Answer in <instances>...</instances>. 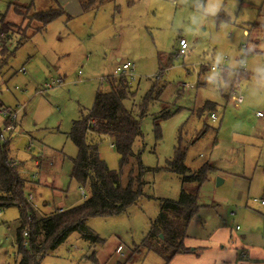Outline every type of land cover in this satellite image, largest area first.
<instances>
[{
	"label": "rangeland",
	"instance_id": "374dc122",
	"mask_svg": "<svg viewBox=\"0 0 264 264\" xmlns=\"http://www.w3.org/2000/svg\"><path fill=\"white\" fill-rule=\"evenodd\" d=\"M49 2L0 0V16L16 22L14 4L40 12L50 9ZM59 4L66 15L45 31L30 29L22 41L20 31L26 27L20 25L0 41V60L2 45L9 53L0 71V100L19 112L8 158L19 165L23 178L36 183L28 187L30 203L44 217L83 202L72 179L78 156L70 138L73 123L88 115L97 93L109 90L108 78L126 63L135 69L128 73L132 95L125 108L139 117L147 104L144 137L134 152L148 171L144 196L136 205L119 216L87 221L103 244L93 247L75 233L42 264L123 262L150 232L161 202L181 198L183 176L168 170L178 150L185 152L193 173L206 164L213 169L200 187L201 209L187 230L185 246L196 252L176 256L171 264L264 263L251 255L253 247L264 248V118L257 117L264 115V0H115L87 14L78 0ZM181 38L189 50L179 57ZM247 48L259 52L248 55ZM243 72L251 78H243ZM235 81L245 98L240 108L228 98ZM154 86L162 92L149 101ZM208 102L215 109L202 112ZM166 115L170 118L162 119ZM6 124L0 116V129ZM89 140L119 173L113 139ZM136 165L135 158L124 170V184ZM0 213V264H18L20 211L12 207ZM95 253L98 263L91 259ZM142 257L132 264H165L154 253Z\"/></svg>",
	"mask_w": 264,
	"mask_h": 264
},
{
	"label": "trees",
	"instance_id": "16d2710c",
	"mask_svg": "<svg viewBox=\"0 0 264 264\" xmlns=\"http://www.w3.org/2000/svg\"><path fill=\"white\" fill-rule=\"evenodd\" d=\"M56 5L46 11L33 12L32 6L15 5L13 12L16 20L8 19L7 15L0 16V41L3 36L17 31L16 27L24 25L20 34L27 39L30 29L33 32H43L54 21L66 15L59 4V0H50ZM83 14L97 12L106 3L115 0H78ZM18 22V23H17ZM21 23V24H19ZM2 44V43H1ZM246 54L254 53L248 48ZM7 49L2 45L0 71L6 65ZM242 74V73H241ZM244 74V72H243ZM109 90L99 91L93 108L87 116L73 123L70 138L78 149V156L74 159L72 179L79 188L86 189L89 198L81 204L47 216H38L27 195L29 180L23 178L19 165H15L8 158L9 140L1 141L0 129V210L17 207L20 211V226L17 231L16 247L20 260L18 264H42L43 259L60 248L73 234L77 233L81 239L89 242L93 247L103 244L100 236L87 226L91 218H111L125 213L136 205L144 196L147 183L144 175L148 171L142 163L141 154L136 155L134 145L138 139H143L142 118L149 101H156L162 89L156 92V86L150 92L144 110L140 116L125 108V101L132 95L131 83L128 77L112 76L108 78ZM237 81L233 84L235 87ZM228 98H231L229 95ZM216 104L206 103L201 110L213 111ZM170 115L162 117L168 119ZM207 127V126H206ZM158 138L161 137L160 124H155ZM208 127L198 136L200 140ZM90 136H109L114 141V148L120 155L121 171H113L103 161L99 154L98 144L90 141ZM93 140V139H92ZM136 158V167L128 171L126 184L122 175ZM169 171L183 176L184 187L178 201L164 200L161 202L159 217L152 223L150 232L141 245L133 249L130 255L118 264H132L144 254L154 253L162 257L165 264H171L178 255H189L196 250L185 246L187 230L192 220L199 214V190L213 169L206 164L195 173L186 165V154L178 150L175 160L169 164ZM195 188H186L196 185ZM25 232L28 233L25 236ZM27 242L28 246H25ZM142 257V258H143ZM98 263L96 253L91 258Z\"/></svg>",
	"mask_w": 264,
	"mask_h": 264
},
{
	"label": "built area",
	"instance_id": "2783aa9c",
	"mask_svg": "<svg viewBox=\"0 0 264 264\" xmlns=\"http://www.w3.org/2000/svg\"><path fill=\"white\" fill-rule=\"evenodd\" d=\"M189 50V43L186 39H180L179 40V49H178V56H185ZM135 69L134 65L131 63L123 64L122 66H119L116 70V77H132V75H129V72H132ZM216 68L212 67V70H215ZM223 70V68H222ZM1 87H0V95H1ZM244 96L240 93H234L233 100L235 104L241 105L244 102ZM0 116L5 118L7 120V124L4 128L1 129V141L5 142L6 140L10 139L12 136H14L18 129V121H19V112L15 111L9 107H6L3 102L0 100ZM259 116H262V114H259ZM213 120H216V116L213 114L211 116ZM81 195L83 197V201L87 200L89 198V195L84 188H80ZM262 204L264 205V201H262ZM64 209H60L59 212H64ZM1 215V213H0ZM28 233L25 232V236H27ZM25 246H28L27 243H25Z\"/></svg>",
	"mask_w": 264,
	"mask_h": 264
},
{
	"label": "crops",
	"instance_id": "0c3cea01",
	"mask_svg": "<svg viewBox=\"0 0 264 264\" xmlns=\"http://www.w3.org/2000/svg\"><path fill=\"white\" fill-rule=\"evenodd\" d=\"M79 2V1H78ZM245 35L246 36H248V37H250L251 36V33L248 31V30H245ZM182 39V38H181ZM179 48V47H178ZM259 51H254V53H252V54H256V53H258ZM120 61V60H119ZM224 73H225V76L227 75V72L224 70ZM242 76H243V78H245V79H250L251 78V74L250 73H244V74H242ZM232 89V94H231V101L233 100V95H234V93H239V90L238 89H240V85H239V83L235 86V87H232L231 88ZM230 99V98H229ZM234 101V100H233ZM244 102H245V99H244ZM244 102L242 103V104H244ZM235 103V102H234ZM241 104V105H242ZM236 105V107L237 108H240V106L241 105H237V104H235ZM258 118H264V115L261 117V116H259V114H258V116H257ZM9 152V151H8ZM9 154V153H8ZM9 157V156H8ZM9 160L11 161V162H13L15 165H17L13 160H11L10 158H9ZM38 164V163H37ZM20 171V170H19ZM30 181V180H29ZM31 182V181H30ZM29 187H30V189L33 187V186H36V183H33V182H31L29 185H28ZM30 197V196H29ZM64 210H66V209H64ZM258 249H260L258 252H256ZM258 253H260V254H258ZM236 254V253H235ZM251 255H252V260H258V261H263L264 262V248H258V247H253L252 248V251H251ZM179 256V255H178ZM235 256H237V255H235ZM254 263V262H253ZM255 264H264V263H255Z\"/></svg>",
	"mask_w": 264,
	"mask_h": 264
},
{
	"label": "water",
	"instance_id": "95a60500",
	"mask_svg": "<svg viewBox=\"0 0 264 264\" xmlns=\"http://www.w3.org/2000/svg\"><path fill=\"white\" fill-rule=\"evenodd\" d=\"M222 183H223V181L219 179L217 184L221 185Z\"/></svg>",
	"mask_w": 264,
	"mask_h": 264
}]
</instances>
